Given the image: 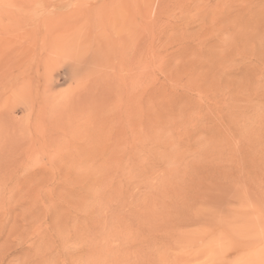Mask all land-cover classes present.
<instances>
[{"label":"rangeland","instance_id":"1","mask_svg":"<svg viewBox=\"0 0 264 264\" xmlns=\"http://www.w3.org/2000/svg\"><path fill=\"white\" fill-rule=\"evenodd\" d=\"M0 264H264V0H0Z\"/></svg>","mask_w":264,"mask_h":264}]
</instances>
